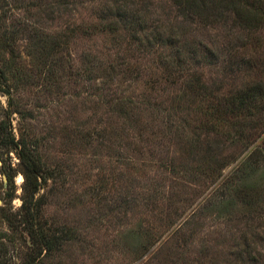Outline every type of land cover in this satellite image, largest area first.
Here are the masks:
<instances>
[{
    "label": "rangeland",
    "instance_id": "obj_1",
    "mask_svg": "<svg viewBox=\"0 0 264 264\" xmlns=\"http://www.w3.org/2000/svg\"><path fill=\"white\" fill-rule=\"evenodd\" d=\"M233 19L0 0L3 264H264V27Z\"/></svg>",
    "mask_w": 264,
    "mask_h": 264
},
{
    "label": "trees",
    "instance_id": "obj_2",
    "mask_svg": "<svg viewBox=\"0 0 264 264\" xmlns=\"http://www.w3.org/2000/svg\"><path fill=\"white\" fill-rule=\"evenodd\" d=\"M180 15L188 20H196L201 24L211 22L213 18L221 17L223 14L232 15L233 22L243 27L248 33H254L264 27V0H172ZM238 105L235 113L248 118H254V111L259 114L264 110V87L262 82L245 89L238 97ZM227 105L230 102H226ZM226 105V104H225ZM223 107H221V111ZM254 110V111H253ZM254 128V127H253ZM261 145L257 146L253 155L264 154V137ZM263 144V145H262ZM23 161V159H21ZM33 172L32 165H29L27 172ZM27 174V173H26ZM24 175L25 180L27 175ZM3 211V209H1ZM7 218V216H6ZM8 219V218H7ZM41 244L48 248L50 244L42 236ZM6 246L0 243V257L5 255ZM0 264L3 262L0 261Z\"/></svg>",
    "mask_w": 264,
    "mask_h": 264
},
{
    "label": "bare ground",
    "instance_id": "obj_3",
    "mask_svg": "<svg viewBox=\"0 0 264 264\" xmlns=\"http://www.w3.org/2000/svg\"><path fill=\"white\" fill-rule=\"evenodd\" d=\"M21 180V177H19V181Z\"/></svg>",
    "mask_w": 264,
    "mask_h": 264
}]
</instances>
